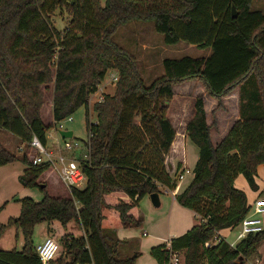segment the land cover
<instances>
[{
  "label": "trees",
  "instance_id": "obj_1",
  "mask_svg": "<svg viewBox=\"0 0 264 264\" xmlns=\"http://www.w3.org/2000/svg\"><path fill=\"white\" fill-rule=\"evenodd\" d=\"M253 0H0V130L31 146L36 136L48 146V131L85 108L88 148L79 157L86 186L71 187L68 196H52L38 180L50 164H33L26 152H11L0 142V166L21 161L24 187H39L41 201L19 200L20 214L0 223V237L9 227L24 236L21 250L0 249V264H43L35 251V227L57 220L74 221L84 230L64 234L61 254L50 264H136L139 252L121 253L115 229L104 226L105 196L120 190L130 200L113 207L125 227L141 226L131 209L160 187L174 190L177 182L166 172L177 131L168 116L173 86L200 80L208 94L220 100L240 88V115L227 135L214 144L205 100L198 96L187 136L198 146L194 177L176 195L193 210L198 223L169 244L151 249L158 264H168L171 251H184L185 264H246L264 241V230L232 247L221 239L206 247L218 231L237 227L250 205L235 180L243 174L258 187V167L264 164V12L252 9ZM238 15L233 17L232 7ZM70 20L63 30L52 22L57 10ZM135 20L154 22L167 45L182 41L210 48L208 56L165 58L162 76L146 85L136 56L115 40L118 29ZM109 70L118 73L114 94L94 103ZM53 86V122L44 123L45 92ZM219 102L217 109L221 108ZM140 116L139 125H134ZM73 139V138H72ZM76 140V139H74ZM81 141V140H80ZM180 167H178L179 169ZM6 203L0 207V211ZM18 235H16L17 237ZM243 261H240L239 258Z\"/></svg>",
  "mask_w": 264,
  "mask_h": 264
},
{
  "label": "rangeland",
  "instance_id": "obj_2",
  "mask_svg": "<svg viewBox=\"0 0 264 264\" xmlns=\"http://www.w3.org/2000/svg\"><path fill=\"white\" fill-rule=\"evenodd\" d=\"M258 0L254 1L253 9L260 10L264 12V8H260L257 4ZM102 4L106 3V0H101ZM70 20L69 14L65 10H57L52 15V22L55 28L58 30H63L68 25V22ZM115 40L122 46H124L126 49H128L131 53H133L136 58L139 61L140 70L142 73V76L144 78L145 84L150 85L156 78L163 75V60L165 58H181L183 56H206L210 53V48H199L198 46L194 44H189L185 41L180 42L177 45H167L164 43L163 36L159 34L156 29L154 22L152 21H142V20H135L128 24H125L121 26L118 31L115 34ZM207 49V50H206ZM115 70H109L107 73V76L102 81V83L99 86V90L97 93L91 95L90 97V115H91V121L97 120V114L93 111L94 103L102 100L104 97V94H114L116 90V83L114 76L112 75ZM113 77H112V76ZM198 82L196 83V87L192 86L188 91L180 90L179 88L175 89L177 91V96L181 97L182 92H184V96L186 98V102L188 104V108L190 111L194 113L195 109V98L198 94H200L202 91H205L203 88V83L196 79ZM192 84V83H189ZM188 84V85H189ZM201 84V85H200ZM202 91H200V89ZM232 91L230 94L226 96V99L221 98L218 100L216 98L217 103L221 102L222 107L214 110V112L211 111L210 105L211 103L207 104L209 112L208 121L212 124V127L218 126V116L217 114L219 111L222 112V115L220 113V116H223V121H228V124L233 121L235 112L238 108L237 99H235L234 94H232ZM225 97V96H224ZM209 98H211L209 96ZM53 99V86H50L48 90L45 92V104L42 109V119L44 123L48 124L50 122H53V114H52V107H51V101ZM174 99V98H173ZM171 100L170 108L168 112L170 120L172 122H176L178 116H179V109L183 106L182 98L175 101ZM177 99V97H176ZM213 100H215L213 98ZM215 103V105L217 104ZM213 105V107L215 106ZM212 107V106H211ZM185 116L189 117V111H185ZM72 121H68L66 118L65 122V128L68 130L73 131V139L76 140H87L88 139V129L86 124V113L85 108H80L77 112L71 115ZM186 117V118H187ZM140 122V116H135L133 124L139 125ZM184 122V119L182 120ZM181 122V123H182ZM232 123V122H231ZM230 123V124H231ZM182 126V124L177 125L176 130L179 131V128ZM175 127V126H174ZM218 128V127H217ZM48 135L50 136L48 141V147L50 149L53 148V146L50 143H53L57 138L59 139V143L63 145L62 139L59 137L58 132L54 128H50L48 131ZM0 142L5 146L7 149H9L11 152L21 155L22 153L26 152L28 154V157L32 160L33 157L37 154V152L33 149L32 145L27 146L26 144H22L20 139L15 137L9 132H6L4 130H0ZM194 148H198V146L194 143ZM87 147L83 145L81 146L80 151L72 152L69 154L70 157H73L75 159L84 156L85 153H87ZM172 153L168 154L165 157V168L166 172L171 176V178L178 183L179 182V174L181 172V169H178L179 166L178 161H175L172 157ZM198 156H195L192 154V156L189 158V168L193 169V164L195 162V159ZM24 168H26V165L21 162H13L9 163L3 166H0V207L6 203L5 207L0 211V223H6L10 217H16L20 214L21 210V203L19 202L20 199L25 197H31L36 201H41L45 195V192L42 191L39 187H24L19 182V175H21L24 172ZM59 165L51 166L48 171L43 173L41 177L39 178V182L47 185V193L52 196H68L70 188L65 186L60 179L59 176ZM192 175L188 174L184 179L182 180V186L183 189L187 186L189 181L191 180ZM241 181V175L237 179V183ZM86 186V182L83 183V185L80 188H83ZM241 187V186H240ZM239 188V187H238ZM241 189V188H240ZM112 194V193H111ZM106 197V196H105ZM160 197L162 200V204L160 206L153 205L152 201L147 198H143L142 201L139 204V209L142 212L141 217H143V223L141 226H135L132 227V233L134 234V238L136 240H139L138 242L141 244L149 243L152 240V235L154 233H157L158 231L162 230L164 232L169 223H174L175 218H170L168 214L169 206H170V198L171 194H167L164 189H161ZM113 200L115 202V199L106 198L107 204L110 206L108 208H105L104 214L106 215V218L104 219V226L107 229H110L109 227L114 225V222L118 219L116 217L117 213L113 211V207L116 205H111L109 202ZM116 214V215H115ZM263 218V227H264V215ZM57 224H59V230L58 233L52 232L49 236L57 240L60 244L61 237L66 233H71L76 237H80L84 235L83 228L75 223L74 221L68 223L67 225H62L59 221H56ZM47 222H44L43 224H38L35 227L34 232V243L36 245L39 244V241L43 238L44 233L43 229H46ZM63 226V227H62ZM239 231V227L234 228H226L223 229L221 234L223 238H225L227 241H234L236 239V235ZM144 232L147 233V235H144ZM35 245V246H36ZM61 246V245H60ZM20 243L16 237V228L9 227L5 230L4 234L0 237V249L4 250H11L13 248H19ZM141 247V250L138 251L140 253L139 260L136 264H158L156 259L151 255V253L146 249ZM144 251V253L142 252ZM124 255H132L131 252H124L121 251ZM61 254L65 255V252L63 248L61 247L57 258L61 256ZM248 262L252 264H264V241L261 243V245L258 247L256 253L251 256L248 260Z\"/></svg>",
  "mask_w": 264,
  "mask_h": 264
},
{
  "label": "crops",
  "instance_id": "obj_3",
  "mask_svg": "<svg viewBox=\"0 0 264 264\" xmlns=\"http://www.w3.org/2000/svg\"><path fill=\"white\" fill-rule=\"evenodd\" d=\"M254 1L255 0H253V3H252V9H253ZM257 4H258V6L260 8H264V0H258ZM210 53H211V51H210ZM208 55H206V56H208ZM197 82L198 81L194 79V80H189V81H186V82H183V83H180V84H177V85L173 86V90H174V97L173 98L175 99V101L182 98L183 106L179 109V116H178V118L176 120L177 123L172 122L173 125L175 126V129H176L177 125L182 124V126L181 127L179 126L180 127L179 131L176 130L177 131V135H176L175 141L173 143V146H172L170 154L172 153L173 154L172 155L173 159L175 161H178L179 166H181L179 168V169H181V172L186 171L187 169H189L191 171L190 173H185V177L188 174L192 175V178L189 181V183L192 181V179L194 177V167H195L196 162H197V160L199 158V150L197 148H194V145L192 144L193 142L187 136V131H186L187 124L194 117L195 109H194V113H193L188 108V104L186 102V98L184 96V92L188 91L192 86L196 87V85H197L196 83ZM189 83H192V84H189ZM179 87H181V88H179ZM177 88H179L180 90L184 91V92H182L181 97H179V95L177 96L178 93L175 90ZM203 88L205 89V87H203ZM199 89H200V91H202L201 88H199ZM232 94H234L233 96H235V99H237L238 108H237V111L235 112L233 121H231L232 123L230 122L231 124L230 123L228 124V121H226V122L223 121V118H222L223 116H220V113L222 115V112H221L222 110L219 111V113L217 114V116H218V126L217 127L218 128L217 127H212L211 128V139H212V142L215 145L218 144L227 135V133L229 132L231 127L234 125V123L241 118V115H240V88L236 87L232 91L231 95ZM198 96H203L204 97L205 109H206L207 121H208L209 112H211V111L214 112V110L218 106V103L216 101V98L210 96L206 89H205V91H202L200 94H198L196 96V98ZM209 96L211 98H209ZM176 97H177V99H176ZM227 97H230V96H225V97H222V98L226 99ZM196 98H195V102H196ZM213 98L215 100H213ZM208 103H211V105H210L211 111L208 110V107H207ZM215 103H217V104L215 105ZM213 105H215V106L213 107ZM52 106H53V99L51 101V107ZM186 110L189 111V117L185 116V111ZM183 119H184V122H182ZM52 121H53V119H52ZM208 123H209V121H208ZM209 124H211V123H209ZM49 138H50V136L48 135V141H49ZM58 142H59V139L57 138V140H55L53 143H50V144L53 145V144L58 143ZM192 154L195 155V156H198L195 159V162L193 164V169L189 168V163H190L189 158L192 156ZM240 175H241V181L238 184L237 183V179L239 178ZM240 175L236 178L235 185H236V187H239V188H241L242 190H244L246 192L247 197H248L249 205L253 204L258 199H264V164H261L258 167V173H257V176H256V182H257L258 187L256 189H252L250 187L247 179L245 178V176L243 174H240ZM179 182L180 183L177 184V187L174 190H169V189H167L166 187H163V186L160 187V189H164L167 194H171L170 203H169L170 206H169L168 214H169L170 218L174 217L175 220H174L173 224L169 223L167 229L164 232H162V230H160L157 233H154V235H152V240L149 243H145V242H144V244L139 243L138 242L139 240H136V238H134V234L132 233V230H131L132 227H125L121 223V220H120V217H119V212L116 209L113 208V211L117 213V215L116 214L115 215H116V217L118 219L114 222V225L109 227V228L115 229L117 236L121 240L126 241V243H124L121 246V251L124 250V252H131V254H133L134 252L140 251L141 247H143L144 248L143 250L147 249L151 253L152 247L158 246V245H161V244H164V243L169 244L170 241L173 238H176V237H179V236L185 234L194 225H196L198 223V217H197L196 213L193 210H191L189 208H186V207H183L182 205H180L178 203L177 199H176V195L179 192H181L182 190H184L189 184L188 183L187 186L183 189L182 180L179 181ZM147 197L151 201L150 195H147L144 198H147ZM105 198H110V199L113 198V199H115V202L113 200H111V202H109V204H111L112 206L117 204V202L120 199H122V200H124L126 202H128L130 200L129 196L125 192L120 191V190L114 191V192H112V194L110 193V194L106 195ZM160 200H161V197H160ZM161 204H162V200H161ZM130 213L132 215H134L136 218H139L142 215V212L139 209V206L132 208ZM56 221L57 220L47 222L46 229H43L44 236L39 241V243L43 242L47 237H50L49 235L52 232L58 233L57 230H59L58 228H59L60 225L57 224ZM221 232H222V230L218 231L217 236L220 237L221 239L226 240L225 238H223ZM145 233L146 232H144V234ZM16 235H18L17 239H18V241L20 243V247L18 249L21 250L22 247L24 246V236L21 233V231H17V229H16ZM146 235H147V233H146ZM33 241H34V239H33ZM228 242H230V241H228ZM34 244L36 245V243H34ZM142 252L144 253V251H142ZM179 252H181V254L185 255L184 251H179ZM138 260H139V258H138Z\"/></svg>",
  "mask_w": 264,
  "mask_h": 264
},
{
  "label": "built area",
  "instance_id": "obj_4",
  "mask_svg": "<svg viewBox=\"0 0 264 264\" xmlns=\"http://www.w3.org/2000/svg\"><path fill=\"white\" fill-rule=\"evenodd\" d=\"M112 75L114 76L115 81H118V73L114 71ZM67 120L72 121V117H68ZM65 122L66 119L58 121L54 127L60 138V131L68 130L65 128ZM62 141L63 145L58 142L53 144V148L50 149L48 146H45L38 137L34 136L31 145L37 154L32 159L33 164L39 165L48 163L50 164V167L56 166L58 164L61 182L69 188H80L83 183L87 182V176L83 171L78 158L75 159L70 157L69 154H71L73 151H77L78 153L84 142L80 140H74L72 138L62 139ZM190 172L191 171L189 169L181 172L179 174V181L184 179L185 173ZM263 215L264 199H258L250 205V211L248 215L238 225L239 231L236 235V239L232 242H229V244L232 247H236L238 243L246 239L250 234H256L263 231ZM144 235H146V233ZM220 240L221 238L216 236L214 239L206 242L205 245L206 247H211L212 245H216L218 242H220ZM60 249L61 246L59 242L52 237H47L43 242L35 246V251L39 255L43 264H50L51 261L55 260ZM168 264H185V257L179 251H171ZM246 264L252 263L247 262Z\"/></svg>",
  "mask_w": 264,
  "mask_h": 264
},
{
  "label": "water",
  "instance_id": "obj_5",
  "mask_svg": "<svg viewBox=\"0 0 264 264\" xmlns=\"http://www.w3.org/2000/svg\"><path fill=\"white\" fill-rule=\"evenodd\" d=\"M232 13H233L232 14L233 17H237L238 12H237L235 6L232 7ZM73 134L74 133L71 130H62V131H60V135H61L62 139H71V138H73ZM40 187L41 188H45L46 184L42 183V184H40ZM150 198H151V201H152L153 205H155V206H160L161 205V200H160V194L159 193H157V192L156 193H152L150 195ZM239 259H240V261H243L241 257Z\"/></svg>",
  "mask_w": 264,
  "mask_h": 264
}]
</instances>
